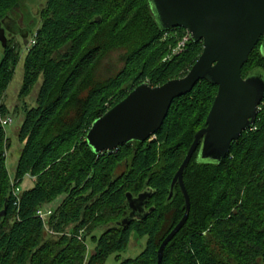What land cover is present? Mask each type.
Instances as JSON below:
<instances>
[{
    "label": "trees",
    "instance_id": "obj_1",
    "mask_svg": "<svg viewBox=\"0 0 264 264\" xmlns=\"http://www.w3.org/2000/svg\"><path fill=\"white\" fill-rule=\"evenodd\" d=\"M20 3L0 0V96L22 57V42L29 44L18 91L23 102L17 106L16 138L22 147L14 177L19 186L25 177L32 183L14 203L0 126V212L6 207L0 264H81L80 230L94 251L87 264H105L112 254L118 259L133 235L146 238L141 252L118 264H156L160 242L184 213L177 186L166 201L170 182L205 125L217 87L202 80L174 98L162 125L145 142L95 153L85 136L94 120L138 84L183 77L201 43L189 40L184 52L163 60L184 29L174 28L175 35L163 38L167 31L159 29L148 0H46L37 23L30 12L18 19ZM260 44L261 39L243 65V77L264 71ZM114 50L124 51L116 72L112 59L103 64ZM37 84L28 106L25 99ZM8 112L1 104L0 114ZM183 183L189 216L165 246L160 264H264V99L253 126L232 142L220 163L199 162L194 152ZM145 190L151 191L147 215L116 226L127 213L125 194ZM40 209L51 211L45 222L37 216ZM47 229L72 235L52 236Z\"/></svg>",
    "mask_w": 264,
    "mask_h": 264
},
{
    "label": "water",
    "instance_id": "obj_2",
    "mask_svg": "<svg viewBox=\"0 0 264 264\" xmlns=\"http://www.w3.org/2000/svg\"><path fill=\"white\" fill-rule=\"evenodd\" d=\"M148 1L161 31L177 27L186 30L190 40L201 43V53L183 77L156 86L142 82L132 88L92 122L85 139L95 153L112 152L131 141L145 142L162 125L174 98L189 93L202 80L217 87L205 125L194 134L170 182L166 201L172 199L177 186L184 199V213L158 246L156 264H160L165 246L189 216L190 201L183 173L194 152L197 150V161L218 164L232 142L255 122L264 99V71L254 69L243 77L241 69L260 39L264 55V0ZM150 197L149 190L137 196L126 193L129 212L115 225L125 226L134 219H143L151 210L145 209ZM5 208L0 218L5 215Z\"/></svg>",
    "mask_w": 264,
    "mask_h": 264
},
{
    "label": "rangeland",
    "instance_id": "obj_3",
    "mask_svg": "<svg viewBox=\"0 0 264 264\" xmlns=\"http://www.w3.org/2000/svg\"><path fill=\"white\" fill-rule=\"evenodd\" d=\"M45 3H46V0H21L19 8L16 9L18 19L20 20L24 13L30 12L32 17L36 18L34 22L37 23L38 22L37 13L39 10L44 8ZM33 19L34 18H32L31 20ZM22 43H23L21 47L22 57L15 68L14 76L9 86L7 87V90L5 91V93H3L0 96V105L4 103L8 107L9 112L6 115L12 118V122L8 126H6L4 130V138H3V159H4V166L7 171V175L9 179L11 194L13 190L17 193V188L20 190V193H21V188H26L32 183L30 178L25 177L21 185L19 186L17 185V181L14 177V170H15V164H16V160L18 156V151L22 147V145L19 143V141L16 138V128L20 124V118H21L20 116L21 110H18L20 108H17V106L20 107V105L23 102L20 98H18V91L20 89V86L22 83V77H23V61H22L23 56L27 50V47L30 46L29 44L25 45L24 42ZM123 53L124 51L122 50L109 51L106 54L107 59L106 60L103 59V61L105 60L103 64H108L109 61H111L112 59V62L110 63L116 64L115 70H114V72H116V70L121 66V63L118 62V58L119 56H122ZM163 60H165V58ZM37 87H38V84L33 87L31 94L25 99L28 106L34 104L35 93H36ZM15 109H17V112ZM46 231L49 235H52V236L53 235H56V236H60V235L61 236H71L72 235L70 231L63 232L62 234H59V235L55 234L50 229H47ZM96 234H100V232L98 231L96 232ZM76 239L84 246L83 259H82L81 264H87L91 255L94 254L92 245L90 243L91 241L89 237L84 241V231L82 230H80L77 233ZM145 241H146L145 237L137 238L135 235H133L130 238L126 249L119 254V258L115 259V256L117 255L112 254L106 259L105 264H118L123 259L133 258L137 256L141 252L143 245L145 244Z\"/></svg>",
    "mask_w": 264,
    "mask_h": 264
},
{
    "label": "built area",
    "instance_id": "obj_4",
    "mask_svg": "<svg viewBox=\"0 0 264 264\" xmlns=\"http://www.w3.org/2000/svg\"><path fill=\"white\" fill-rule=\"evenodd\" d=\"M174 28L167 30L165 34H163V38H166L171 33L175 35ZM190 40L189 34L186 30L183 31L182 36L177 39L176 45L171 49L170 53L167 55L165 59H169L173 55L180 54L186 50V46L188 41ZM12 122V118L8 115L0 114V126L5 130L6 126H8ZM12 196L14 197V203L19 201L20 190L17 188V193L13 190ZM51 214L50 210L40 209L37 211V216L43 221H46V218Z\"/></svg>",
    "mask_w": 264,
    "mask_h": 264
},
{
    "label": "flooded vegetation",
    "instance_id": "obj_5",
    "mask_svg": "<svg viewBox=\"0 0 264 264\" xmlns=\"http://www.w3.org/2000/svg\"><path fill=\"white\" fill-rule=\"evenodd\" d=\"M145 209H146V206H145ZM129 211H127L126 215L128 214Z\"/></svg>",
    "mask_w": 264,
    "mask_h": 264
}]
</instances>
